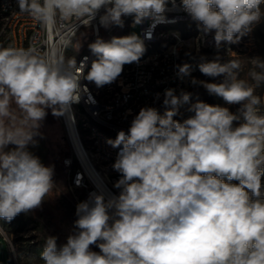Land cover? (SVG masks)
Wrapping results in <instances>:
<instances>
[{"label": "clouds", "instance_id": "1", "mask_svg": "<svg viewBox=\"0 0 264 264\" xmlns=\"http://www.w3.org/2000/svg\"><path fill=\"white\" fill-rule=\"evenodd\" d=\"M181 2L198 28L214 31L217 45L238 43L264 18V0ZM16 3L20 14L46 32H59L63 22L89 25L101 9L99 23L105 28L123 27L124 16L140 24L162 15L168 0ZM62 44L52 45L53 52L45 55L33 47H0V220L11 222L41 207L57 185L54 165L45 166L28 146L38 143L47 109L61 115L80 100L76 61L59 54ZM80 47L77 42L76 52ZM88 47L98 60L84 79L98 88L116 82L124 66L138 63L146 51L135 33L110 42L98 38ZM249 62L251 82L240 78L237 59L199 63L202 74L223 76L221 82L191 81L227 105H241L236 113L197 100L186 109L192 115L174 119L191 94L177 96L166 89L163 104L170 107L163 115L142 107L127 133L121 130L115 140L108 139L113 148L122 145L113 164L120 173L114 184L121 189L119 197L106 201L103 193H93L78 203V231L59 247L56 236H46L43 264H264V96L256 94L264 86V60ZM190 67L177 65L178 75H189ZM241 117L244 122L233 127ZM93 244L99 252L91 250Z\"/></svg>", "mask_w": 264, "mask_h": 264}, {"label": "built area", "instance_id": "2", "mask_svg": "<svg viewBox=\"0 0 264 264\" xmlns=\"http://www.w3.org/2000/svg\"><path fill=\"white\" fill-rule=\"evenodd\" d=\"M103 14L101 9L87 26L68 21L59 25V32H46L38 22L19 13L16 0H0V47H33L40 55H45L53 52L52 45L63 40L59 54L66 59L68 49L84 31L88 33L89 44L98 38L108 42L103 38V26L99 23ZM125 18L129 19L127 35H130L134 17ZM140 25L146 51L138 63L124 66L116 82L98 88L84 79L92 62L98 60L89 47L75 60L74 74L81 78V94L78 103L67 106L70 126L61 114L70 146V155L63 161L65 185L75 210L78 203L89 200L90 194L103 193L106 201L120 195L121 189L114 187L120 173L113 169V164L122 145L113 148L107 143L108 139L115 140L121 130L127 133L142 107H154L163 115L170 107L163 104L165 90L174 89L179 96L181 91L189 89L193 78L204 75L198 67L202 61L219 59L226 63L233 59L231 45L225 42L217 45L214 31L204 33L198 28L197 22L184 11L181 0H175L174 4L173 0H168L162 15L144 18ZM173 49H176L175 54ZM185 63L191 66L189 75H178L177 65ZM239 108L230 111L236 113ZM261 111L264 112V108ZM179 112L182 115L174 119L182 121L192 115L182 105ZM243 122L241 117L234 121L233 127ZM261 190L264 192V178ZM113 212L114 209L110 210L109 215ZM11 260L12 264H21L13 252Z\"/></svg>", "mask_w": 264, "mask_h": 264}, {"label": "rangeland", "instance_id": "3", "mask_svg": "<svg viewBox=\"0 0 264 264\" xmlns=\"http://www.w3.org/2000/svg\"><path fill=\"white\" fill-rule=\"evenodd\" d=\"M261 9L264 12V5L261 6ZM125 17H122L123 27L117 25H111L108 28L103 27V38L105 40L110 42L113 37L127 35L129 19ZM140 31L141 25L135 24L130 29V34L135 33L141 38ZM88 38V33L85 31L77 37L73 46L75 54L80 55L86 51ZM77 42L81 44L78 52L75 50ZM230 45L234 50L233 59L242 62L240 78L251 82L247 76L249 69L252 67L249 59L259 57L264 60V18L254 27L251 33L242 37L238 43ZM196 80L218 83L223 80V76L198 75ZM185 92L190 93L191 96L189 104L182 105L183 109H187L191 103H195L197 100L212 105L219 104L229 107L230 110L241 107L239 104H225L221 97L209 95L206 89L199 85L192 84ZM256 94L264 96V86L256 89ZM46 111L47 115L39 129L42 135L35 137L38 143L35 146L30 144L28 150L38 156L45 166L54 165L53 179L57 185L51 196L44 200L41 207L27 214L21 213L11 222L0 220V264H12L11 252L16 254L21 264H43L40 253L46 236H56L59 247L67 242L69 235L77 231L59 203V199L63 197L74 207L65 185V170L63 167L64 159L70 155L66 130L61 115H53L51 109ZM14 147V145H9L8 149Z\"/></svg>", "mask_w": 264, "mask_h": 264}, {"label": "trees", "instance_id": "4", "mask_svg": "<svg viewBox=\"0 0 264 264\" xmlns=\"http://www.w3.org/2000/svg\"><path fill=\"white\" fill-rule=\"evenodd\" d=\"M87 45L89 44V39H87ZM73 46L72 45L69 49H68V52H67V55H66V59L65 60H68L70 58H77V54H75V52H73ZM264 178V177H263ZM59 203L61 204V206L63 207L64 211L66 212V215L68 216L69 220L73 223L74 225V222L78 219L77 215H76V210L74 207H72L67 201L65 198L61 197L59 199ZM78 231V229H76ZM90 248L92 249V251H95V252H99L100 249L95 245H91Z\"/></svg>", "mask_w": 264, "mask_h": 264}, {"label": "bare ground", "instance_id": "5", "mask_svg": "<svg viewBox=\"0 0 264 264\" xmlns=\"http://www.w3.org/2000/svg\"><path fill=\"white\" fill-rule=\"evenodd\" d=\"M62 115H63L64 119L66 120V122L68 123V126H70L71 119H70V114H69L68 108L65 109V111L63 112Z\"/></svg>", "mask_w": 264, "mask_h": 264}]
</instances>
